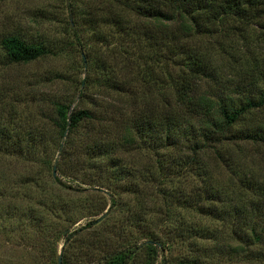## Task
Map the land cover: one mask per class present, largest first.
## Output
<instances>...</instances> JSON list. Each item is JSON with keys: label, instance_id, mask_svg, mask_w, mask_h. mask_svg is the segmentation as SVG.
Segmentation results:
<instances>
[{"label": "trees", "instance_id": "16d2710c", "mask_svg": "<svg viewBox=\"0 0 264 264\" xmlns=\"http://www.w3.org/2000/svg\"><path fill=\"white\" fill-rule=\"evenodd\" d=\"M78 3L83 1L67 3L70 16L81 15L106 50L117 46L122 80L116 78L115 65L92 61L89 49L79 43L85 76L76 89L88 107L70 111L66 104L53 103L49 126L53 138L56 133L65 141L56 171L63 175L69 168L67 157L78 142L76 165L72 175L66 174L82 182L97 175L93 187H105L115 208L120 193L137 191L122 185L128 175L123 160L141 153L151 162L142 178L154 181L165 223L175 222L178 209L195 219L186 227L187 244L181 222L175 226L181 231L177 246L147 233L144 242L107 253L99 264H136L142 253L141 264H264V180L240 148L264 147V59L247 43L254 31L264 36V0H97L84 14ZM50 55L42 45L0 35L2 68ZM126 74L130 79H124ZM10 90L7 86L0 93V159L38 163L40 177L43 173L64 186L53 176L46 150L38 156L47 138H53L44 125L38 130L33 115L19 110L23 99ZM109 97L119 119L100 104ZM217 168L226 171L222 183ZM51 169L50 177L46 171ZM185 183L189 192L177 195ZM8 213L4 217L12 218ZM43 216L47 221L57 215L47 208ZM100 222L65 232V242ZM180 246L186 248L184 255L171 260Z\"/></svg>", "mask_w": 264, "mask_h": 264}, {"label": "rangeland", "instance_id": "374dc122", "mask_svg": "<svg viewBox=\"0 0 264 264\" xmlns=\"http://www.w3.org/2000/svg\"><path fill=\"white\" fill-rule=\"evenodd\" d=\"M81 1L83 3L77 5L83 14L89 4L97 2ZM68 2L69 0H0V35H17L28 43L46 47L52 53L46 59L29 65L0 67V93L5 94L6 87L10 86L11 93L16 92L17 98L23 99L20 106H17L19 110H24L25 115H33L38 130L42 131L40 129L44 125L47 136L51 138L54 131L49 126V119L53 116V103L66 104L70 111L88 107L86 102L78 98L76 89L78 82L85 76L80 42L89 49L92 61L101 60L111 67L115 65L116 78L122 80L118 72L121 54L117 46L106 50L101 43L96 42L91 30L87 29L89 26L84 18L79 14L70 16ZM69 22L73 23L72 27H69ZM118 41L113 42L116 45ZM247 43L257 57L264 59L263 35L254 31ZM110 50L114 52L110 54ZM109 55L115 64L110 61ZM124 79H130L128 74ZM100 104L106 113L116 114L113 115L115 119L120 118L121 113H113L114 101L111 97ZM62 145L64 149V139H59L55 133L53 139L47 138L43 143L38 156L47 155L52 164L55 160L60 162L59 149ZM74 147L73 153L76 155L81 151L78 142ZM240 148L243 149L244 156L249 158L252 168L264 180V147L245 145ZM74 155L72 157L75 161L71 155L67 157L69 168L63 171L64 174L56 171L54 176L64 186L54 185L49 179L46 180L43 173L40 177L41 167L38 163L15 158L0 159V264H55L62 246V263L99 264L107 253L144 242L147 233L160 235L161 239L170 238L174 246H177L181 240V231L175 226L181 222L184 235L182 239L187 244L186 227L195 223V219L178 209L175 211L178 215L174 218L173 225L165 223L164 207L161 198L156 195L154 181L142 178L150 171V158H145L140 153L137 157L123 160V168L128 175L123 178L122 185L127 187L131 184L137 191L134 194L123 191L119 195V205L110 208L106 188L93 187L97 175H91L86 182L67 175H72V165H76L78 157ZM216 170V179L220 183L224 182L226 171L222 168ZM46 175L51 177L52 169L46 171ZM32 181L34 182L31 183ZM35 183L36 186H31ZM108 184L109 181L103 183ZM174 187L175 185L171 188ZM181 187L177 192L179 194H175L189 192L186 183ZM47 208L58 216L55 220L45 221L43 212ZM5 212H9L12 218L4 217ZM40 220L45 221V226L47 224L50 230L45 229ZM96 220L101 222L77 234L68 243L65 242V232L71 233ZM184 249L186 248L181 246L175 248L170 259L181 258ZM143 258L142 253L136 264H141Z\"/></svg>", "mask_w": 264, "mask_h": 264}, {"label": "water", "instance_id": "95a60500", "mask_svg": "<svg viewBox=\"0 0 264 264\" xmlns=\"http://www.w3.org/2000/svg\"><path fill=\"white\" fill-rule=\"evenodd\" d=\"M60 151H61V147L59 149V153H60ZM57 162H58L57 160L54 161V165H53V176H55V174H56V165H57ZM63 251H64V247L62 246L60 248V251H59V254H58V258H57V263L58 264H62Z\"/></svg>", "mask_w": 264, "mask_h": 264}]
</instances>
